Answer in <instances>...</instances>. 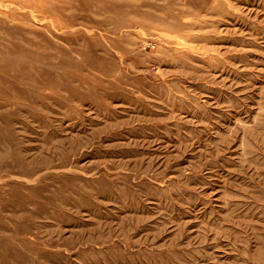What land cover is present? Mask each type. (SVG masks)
I'll use <instances>...</instances> for the list:
<instances>
[{
  "label": "rangeland",
  "instance_id": "obj_1",
  "mask_svg": "<svg viewBox=\"0 0 264 264\" xmlns=\"http://www.w3.org/2000/svg\"><path fill=\"white\" fill-rule=\"evenodd\" d=\"M0 264H264V0H0Z\"/></svg>",
  "mask_w": 264,
  "mask_h": 264
}]
</instances>
